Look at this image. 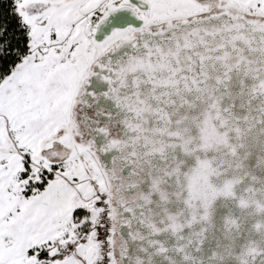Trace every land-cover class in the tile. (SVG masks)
I'll list each match as a JSON object with an SVG mask.
<instances>
[{"label":"snow or ice","instance_id":"6c2138e0","mask_svg":"<svg viewBox=\"0 0 264 264\" xmlns=\"http://www.w3.org/2000/svg\"><path fill=\"white\" fill-rule=\"evenodd\" d=\"M0 264H264V0H0Z\"/></svg>","mask_w":264,"mask_h":264}]
</instances>
